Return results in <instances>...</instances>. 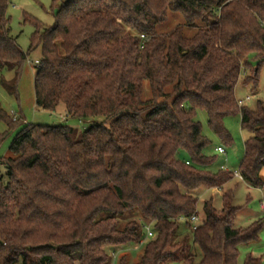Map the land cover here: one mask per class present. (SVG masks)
Wrapping results in <instances>:
<instances>
[{"label":"trees","instance_id":"obj_1","mask_svg":"<svg viewBox=\"0 0 264 264\" xmlns=\"http://www.w3.org/2000/svg\"><path fill=\"white\" fill-rule=\"evenodd\" d=\"M55 23L35 22L28 50L11 35L9 0H0V75L17 93L23 64L41 48L36 105L64 107L70 125L26 124L1 160L0 264H131L125 254L153 238L133 264H238L239 247L256 241L264 218L234 228L239 207L222 192V208L204 201V219L177 244L181 224L199 216L200 188L220 189L234 172L208 169L216 157L196 120L227 148L225 118L240 114L248 136L238 167L249 186L264 188V105L239 106L245 84L259 85L264 63V0H53ZM169 11L184 23L159 33ZM33 21V20H32ZM191 29L192 34H188ZM148 86L149 96L144 98ZM0 120L20 122L0 108ZM2 137L0 136V142ZM200 252V258H198ZM244 264H263L249 254Z\"/></svg>","mask_w":264,"mask_h":264},{"label":"rangeland","instance_id":"obj_2","mask_svg":"<svg viewBox=\"0 0 264 264\" xmlns=\"http://www.w3.org/2000/svg\"><path fill=\"white\" fill-rule=\"evenodd\" d=\"M55 8L53 0H9L7 14L10 17L11 35L14 37L23 51H27L30 46V40L35 32V22L43 27H52L55 23ZM33 20V21H32ZM184 23V17L180 13L169 11L166 20L157 27L159 33H170L178 25ZM192 30L188 29L187 33L192 34ZM41 48H37L29 55L23 64L20 77L17 83V93L9 94L2 85V79L10 82L14 78V72H3L0 75V108L6 113L12 121L20 119V122L13 127L9 126L5 121L0 120V179L6 183V169L1 164V160L9 155V147L19 130L24 128L26 124H42V125H70L78 130H83L89 126V123L79 122L77 120H65L64 107L61 105L55 112L46 111L36 105L34 94V76L36 68L41 60ZM249 63L253 69L257 67V59L255 54H250ZM253 69L243 70L240 80L237 84L235 95L238 101L243 102V106L248 109L255 110L258 102L264 105V63L260 66L257 89L253 90L252 83L245 84L247 77L253 75ZM144 98L149 96L148 86L144 88ZM250 99L247 100V97ZM196 120L201 125L202 135L210 141V146L206 149V154L215 156L216 159L208 169L212 172L219 170H229L235 172L244 156V142L247 134L241 129L240 114L231 115L225 118L224 124L228 130L232 143L227 146L226 154H219L216 148L221 146L222 142L218 136L210 129L207 122V114L203 110H198ZM264 178V174H263ZM230 191L233 194V205L239 207V211L234 220V228H247L254 222L264 218L260 204L262 200L261 188L249 186L244 181L233 178L226 183L222 190L200 188L193 192L198 199L197 212L199 220L204 219V201L213 199L215 208H222V192ZM145 228V238L142 243L136 247H132L125 254L128 261L133 264L140 260L145 245L153 238L151 227ZM191 228L180 225L179 239L177 244L184 239V234L190 232ZM198 258H200V252ZM251 254L256 258H261L264 264V224L256 241L243 244L239 247L238 264H244L246 257ZM121 254H118L114 260V264H118ZM20 264V263H17Z\"/></svg>","mask_w":264,"mask_h":264},{"label":"built area","instance_id":"obj_3","mask_svg":"<svg viewBox=\"0 0 264 264\" xmlns=\"http://www.w3.org/2000/svg\"><path fill=\"white\" fill-rule=\"evenodd\" d=\"M249 99H250V96L247 97V100H249ZM238 104H239L240 107L243 106V102L242 101H238ZM216 152L219 153V154H223L224 155V154H226V148L223 147V146H219V147L216 148ZM233 175H234V178H237V179L243 181V178H242L241 174L238 171H235ZM261 190H262V200H261L260 207H261L262 211L264 212V188L261 189ZM200 222L201 221L199 220V217L197 215L193 216L191 218V220H190L191 229L193 231L196 230V228L198 227ZM147 231H149V228H147ZM117 255L118 254H115V253L112 255L114 260L117 257Z\"/></svg>","mask_w":264,"mask_h":264},{"label":"crops","instance_id":"obj_4","mask_svg":"<svg viewBox=\"0 0 264 264\" xmlns=\"http://www.w3.org/2000/svg\"><path fill=\"white\" fill-rule=\"evenodd\" d=\"M216 150V149H215Z\"/></svg>","mask_w":264,"mask_h":264}]
</instances>
